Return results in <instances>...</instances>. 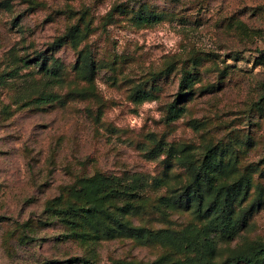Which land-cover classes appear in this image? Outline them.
<instances>
[{
  "label": "rangeland",
  "instance_id": "374dc122",
  "mask_svg": "<svg viewBox=\"0 0 264 264\" xmlns=\"http://www.w3.org/2000/svg\"><path fill=\"white\" fill-rule=\"evenodd\" d=\"M199 165L210 189L193 185ZM91 177L133 194L112 214L152 233L201 231L213 214L195 191L209 205L241 181L227 199L243 227L212 235V260L243 264L235 254L264 243V0H0V264L194 259L108 216L45 211Z\"/></svg>",
  "mask_w": 264,
  "mask_h": 264
},
{
  "label": "trees",
  "instance_id": "16d2710c",
  "mask_svg": "<svg viewBox=\"0 0 264 264\" xmlns=\"http://www.w3.org/2000/svg\"><path fill=\"white\" fill-rule=\"evenodd\" d=\"M156 19L158 18L155 16L144 15L142 13H138L133 18L136 24H149L155 22ZM183 88L187 89L184 81L181 82V89ZM151 100H153V96L148 92H136L134 94V102L136 103ZM169 112L171 119L178 117V113L171 115L173 109ZM211 156V148H208L205 157L209 159ZM192 174L194 187H198L200 182H204L207 184L208 189L211 188L210 179L204 178L205 171L202 165L193 167ZM83 183L82 187L72 192V197L75 200L74 203L60 206L57 204V199H54L46 203L45 211L64 219L87 220L89 217L97 215L108 216L113 226L131 237H148L150 240L170 246L176 253L192 254L194 259L190 260L187 264H214L212 259L215 256V240L212 235L221 241L231 240L243 227V220L232 217L233 212L227 199V196H234L241 192L244 187L241 181H237L227 188H217L215 195L219 201H212L209 205H203L202 198L195 191L197 209L205 207L206 210H212L213 217L209 220L206 228L199 232L189 228L188 230L179 232L159 230L156 233L148 232L145 229L130 228L122 218L112 214L115 208L113 204L116 202L118 196L133 195L115 190L113 184L117 183L113 179L109 177H91L84 180ZM138 186L139 181L136 180L134 187ZM187 204L188 202L185 201V205ZM234 259L236 263L264 264V243L256 242L247 246L236 253Z\"/></svg>",
  "mask_w": 264,
  "mask_h": 264
}]
</instances>
